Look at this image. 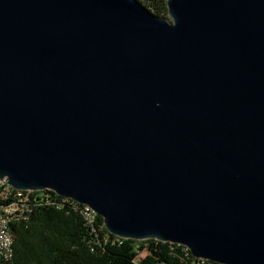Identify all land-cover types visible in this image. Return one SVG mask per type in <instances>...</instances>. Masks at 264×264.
Wrapping results in <instances>:
<instances>
[{
	"label": "water",
	"instance_id": "obj_1",
	"mask_svg": "<svg viewBox=\"0 0 264 264\" xmlns=\"http://www.w3.org/2000/svg\"><path fill=\"white\" fill-rule=\"evenodd\" d=\"M0 0V180L114 235L264 264V0Z\"/></svg>",
	"mask_w": 264,
	"mask_h": 264
},
{
	"label": "trees",
	"instance_id": "obj_2",
	"mask_svg": "<svg viewBox=\"0 0 264 264\" xmlns=\"http://www.w3.org/2000/svg\"><path fill=\"white\" fill-rule=\"evenodd\" d=\"M139 1L158 16H169L168 0ZM21 195L27 200L13 206L10 224L13 256L0 255V264H222L198 258L179 243L114 235L89 206L53 190H23ZM0 197L10 198L3 186ZM145 248L148 257L139 261Z\"/></svg>",
	"mask_w": 264,
	"mask_h": 264
},
{
	"label": "built area",
	"instance_id": "obj_3",
	"mask_svg": "<svg viewBox=\"0 0 264 264\" xmlns=\"http://www.w3.org/2000/svg\"><path fill=\"white\" fill-rule=\"evenodd\" d=\"M0 185L10 188V198L0 197V206L3 207V217H0V255L9 259L13 256L14 252V238L10 228V224L14 217H8V209L12 206H19L18 202H21V205H25L24 202L27 198L12 193V185L8 184L5 180H0ZM8 199H12L13 201L5 203ZM139 261H141V259Z\"/></svg>",
	"mask_w": 264,
	"mask_h": 264
},
{
	"label": "bare ground",
	"instance_id": "obj_4",
	"mask_svg": "<svg viewBox=\"0 0 264 264\" xmlns=\"http://www.w3.org/2000/svg\"><path fill=\"white\" fill-rule=\"evenodd\" d=\"M2 186L0 185V188H1ZM3 191L5 192V193H10V188H6V187H4L3 186ZM13 191H15V193H17L18 195H20V196H22L21 194H22V191L23 190H21V189H16V188H14L13 186H12V192ZM29 191H31V190H29ZM88 206V205H87ZM90 208V207H89ZM91 209V208H90ZM92 210V209H91ZM14 214H15V208L12 206L10 209H8V217H14ZM0 217H3V207H1L0 206ZM187 247V246H186ZM188 248V247H187ZM199 258V257H198ZM202 259H204V258H202Z\"/></svg>",
	"mask_w": 264,
	"mask_h": 264
},
{
	"label": "rangeland",
	"instance_id": "obj_5",
	"mask_svg": "<svg viewBox=\"0 0 264 264\" xmlns=\"http://www.w3.org/2000/svg\"><path fill=\"white\" fill-rule=\"evenodd\" d=\"M148 254H149V253H148L147 249L145 248V249L141 252V254H140V259H141V260L147 259Z\"/></svg>",
	"mask_w": 264,
	"mask_h": 264
}]
</instances>
